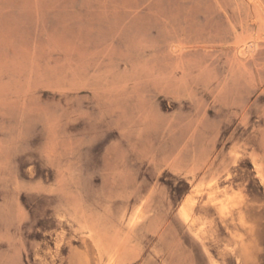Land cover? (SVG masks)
<instances>
[{
  "label": "rangeland",
  "instance_id": "1",
  "mask_svg": "<svg viewBox=\"0 0 264 264\" xmlns=\"http://www.w3.org/2000/svg\"><path fill=\"white\" fill-rule=\"evenodd\" d=\"M0 264H264V0H0Z\"/></svg>",
  "mask_w": 264,
  "mask_h": 264
},
{
  "label": "bare ground",
  "instance_id": "2",
  "mask_svg": "<svg viewBox=\"0 0 264 264\" xmlns=\"http://www.w3.org/2000/svg\"><path fill=\"white\" fill-rule=\"evenodd\" d=\"M222 214V213H221Z\"/></svg>",
  "mask_w": 264,
  "mask_h": 264
}]
</instances>
